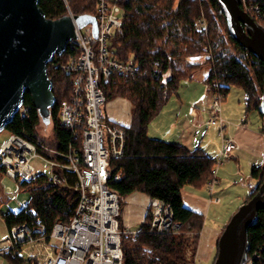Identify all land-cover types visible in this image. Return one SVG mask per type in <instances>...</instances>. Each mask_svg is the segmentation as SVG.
Returning a JSON list of instances; mask_svg holds the SVG:
<instances>
[{
    "label": "trees",
    "instance_id": "trees-1",
    "mask_svg": "<svg viewBox=\"0 0 264 264\" xmlns=\"http://www.w3.org/2000/svg\"><path fill=\"white\" fill-rule=\"evenodd\" d=\"M119 4L123 28L111 36L110 51L118 59H133L140 66L135 73L115 70L108 78L101 79L105 104L122 97L133 107L130 123L121 124L126 130L124 153L110 157L112 171L121 173L120 180L110 183L119 196L121 227H127L122 214L129 194L140 191L151 199L138 236L122 235L124 264H190L195 260L205 215L185 204L182 191L188 183L196 188L204 187L213 177L217 159L201 147L190 149L181 142L153 137L149 134V125L178 94L182 81L191 78L204 64L211 66L205 82L213 92L226 97L233 86L242 88L246 94L247 112L260 111L264 100V62L231 35L219 0H119ZM68 5L76 15L96 16L98 13L97 0H68V4L65 0H40L46 16L52 19L68 14ZM242 6L264 25V0H242ZM202 16L207 20L205 28L197 26V20ZM71 52L69 48L48 62V74L53 80L56 96L49 116L56 152L41 144L38 146L53 159H63L62 153L68 152L71 144L81 148L80 139L61 124L60 118L61 103L73 91V74L64 66ZM199 54H208V57L204 62H189L188 56ZM24 104L30 105L27 117L18 113L6 128L10 135L39 141L38 127L43 117L29 91ZM106 118L115 122L107 115ZM55 172L62 182H56L52 174L45 172L21 182V187L30 191L28 204L36 207L38 216L49 228L57 221H69L79 198L75 189L76 173L60 167ZM251 174L258 181L243 203L260 190L264 182V165L253 166ZM3 175L0 160V180ZM168 204L174 220L181 223L180 232H152L153 217L163 214ZM4 215L8 226L29 217L24 209ZM248 235L250 255L264 247V208L259 211L257 223L249 227ZM218 250L219 239L214 262ZM261 255L257 264H264V250Z\"/></svg>",
    "mask_w": 264,
    "mask_h": 264
},
{
    "label": "built area",
    "instance_id": "built-area-1",
    "mask_svg": "<svg viewBox=\"0 0 264 264\" xmlns=\"http://www.w3.org/2000/svg\"><path fill=\"white\" fill-rule=\"evenodd\" d=\"M65 1L68 4V0ZM97 8L98 35L94 34L92 23L81 28L76 24V36L68 43V49L73 52L64 64L73 74V91L61 103V124L80 139V150L71 144L68 152L62 153L63 159H53L41 152L38 144L48 146L17 134H11L0 148L4 175L20 185L36 174L32 160L37 156L50 162L56 182H62L55 172L58 167L76 173L78 203L69 221H57L49 228L28 200L22 208L28 219L9 226L7 236L0 238V264H124L122 235L136 237L141 232L140 228H122L120 225L119 196L110 183L120 180L121 173L112 171L110 157L124 153L126 130L123 125L106 118L103 109L106 96L101 88L102 77L108 78L115 70L135 73L140 66L133 59L120 60L110 51L111 36L123 28L119 0H97ZM197 26L207 27L204 16L197 20ZM224 99L222 93L214 92L208 120L209 124L219 127L222 138L213 177L207 183L211 198L217 202L220 197L213 196V192L218 169L238 147L237 141L226 134L230 122L223 117ZM29 109L30 105L23 104L19 110L21 117H27ZM173 216L168 204L163 214L153 217L150 230L180 232L181 223ZM262 250L264 247L248 253L244 264H257ZM190 264H196V257Z\"/></svg>",
    "mask_w": 264,
    "mask_h": 264
},
{
    "label": "water",
    "instance_id": "water-1",
    "mask_svg": "<svg viewBox=\"0 0 264 264\" xmlns=\"http://www.w3.org/2000/svg\"><path fill=\"white\" fill-rule=\"evenodd\" d=\"M231 35L264 62V25L242 6V0H219ZM92 23L99 31L97 16L71 15L52 19L40 0H0V132L19 113L26 92L44 120L49 121L56 103L48 62L68 49L79 28ZM260 111L264 113V100ZM264 208V182L260 190L233 214L220 238L214 264H244L250 250L248 229Z\"/></svg>",
    "mask_w": 264,
    "mask_h": 264
},
{
    "label": "crops",
    "instance_id": "crops-1",
    "mask_svg": "<svg viewBox=\"0 0 264 264\" xmlns=\"http://www.w3.org/2000/svg\"><path fill=\"white\" fill-rule=\"evenodd\" d=\"M207 57L208 54L190 55L188 56V60L192 63L204 62ZM210 69L211 66L209 64H204L193 73L191 78L182 81L178 94L170 99L159 115H157V117H155L150 123L149 134L151 136L169 141L181 142L190 149L201 147L208 154L212 156L215 155V157L219 156L222 138H220V143L218 144V147L214 148V150H212L210 139H208L213 127H215L214 129L216 131L219 129L217 125L208 123L210 118V104L214 97V92L205 82V78L209 74ZM199 87H202V92H190V90H194V88L199 89ZM228 95L225 97V100L228 99ZM241 97L242 99L240 98L238 100V111H235L234 109L228 110L227 106L225 108V103L223 105V111L225 112L224 117L230 121L226 134L229 137H233L238 143V147L233 150L230 155L229 163L232 162V159L241 162L243 158H250L251 163H253V168L255 165H264V130L261 127L258 128L256 124L255 126L254 118L249 117L250 115L246 110L245 92L244 96L241 94ZM243 99L244 101H242ZM111 101V104L114 107V112L108 117L116 123L128 125L130 122H126V120L123 119L124 113L122 114L119 110L124 107L126 108L125 102H128L129 100L118 97ZM257 181V178L253 177L251 174L249 192H245L246 194L242 195L243 200H245L253 191ZM202 188L208 190L209 198L205 197L203 193L199 191ZM202 188H196L188 183L184 186L182 191L185 204L205 215V223L200 230V239L196 251V262L200 257H205L206 260H211L215 257L217 252V241L224 228V226L222 228H216L208 224L209 219L207 214L209 207L213 202L217 201H214L211 198L212 194L208 189L207 184ZM215 194L216 191L214 187L213 196H215ZM218 197H220V195H218ZM150 200V197L144 192L135 191L129 194L126 197V204L122 214L124 224H131L134 223V221H141L142 224ZM125 209H127V211H125Z\"/></svg>",
    "mask_w": 264,
    "mask_h": 264
},
{
    "label": "rangeland",
    "instance_id": "rangeland-1",
    "mask_svg": "<svg viewBox=\"0 0 264 264\" xmlns=\"http://www.w3.org/2000/svg\"><path fill=\"white\" fill-rule=\"evenodd\" d=\"M68 9H69L68 14L74 15L71 8L68 7ZM84 30L86 31L87 28ZM202 91H203L202 87H199V89L194 88V90H190L191 93L202 92ZM241 94L244 96V90L242 88L233 86L228 95V99L227 100L224 99L222 105H224L225 103V108L227 106L228 110L234 109L235 111H238L239 109L238 100L240 98L242 99ZM242 101H244V99ZM111 103L112 101L103 105L104 114L107 116L111 115L114 112V107ZM125 104H126V108L125 107L121 108L119 112H121L122 114L124 113L123 119L126 120V122H130L132 108H133L132 103L128 101L125 102ZM224 114L225 112L223 111V117ZM249 115H250L249 117L254 118V125L256 124L258 128L261 127L264 130V115H262L259 110H252L251 112H249ZM214 128L215 127L211 129L210 132L211 135L208 137V139H210L211 142L212 150L218 147L221 138L220 134L218 135L219 129L218 131H216ZM38 132H39L38 136L40 143L47 145L48 146L47 148L51 149V151L54 150L53 148L54 133H53L52 123L48 120L43 119V121L38 127ZM9 137H10V132L7 128H5L0 132V148L3 142L7 140ZM42 141H44L45 143ZM213 156L215 157V155ZM215 158L218 159V157ZM229 161L230 158L225 160L223 164L220 165V169L217 174V179L220 182L218 181L219 183L217 182L215 185V191H216L215 196L218 197V195H220L221 201L213 202L210 205L207 214V217L209 219L208 224L216 228L217 227L222 228L228 223V221L231 219L233 214L243 204L244 200L242 195L246 194L245 192H249V181L251 179V170L253 165V163H251L250 161V158H243L241 162H238L235 159H232L231 163H229ZM32 162L36 168L34 173L37 174V173L45 172L52 174L53 168L48 160L37 156L33 158ZM0 186H1L0 195L2 198V200L0 201V238L2 239L5 236H7V234L9 233V226L6 222L4 213L1 212L4 211L5 213H9L10 211H17L22 209L30 198V191L22 188L21 185L16 180L7 177L5 175L1 176ZM199 191H201L205 197L209 198L208 190L202 188ZM125 211H127V209H125ZM126 225L129 229H137L140 227L141 221L140 222L134 221V223L131 224L126 223ZM213 263H214V257L211 260L210 259L206 260L205 257L204 258L200 257L196 262V264H213Z\"/></svg>",
    "mask_w": 264,
    "mask_h": 264
}]
</instances>
